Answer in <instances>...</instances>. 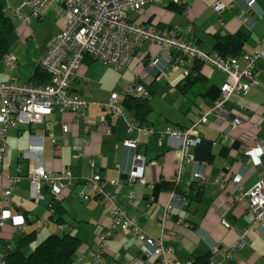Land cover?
I'll return each instance as SVG.
<instances>
[{
    "label": "crops",
    "instance_id": "crops-1",
    "mask_svg": "<svg viewBox=\"0 0 264 264\" xmlns=\"http://www.w3.org/2000/svg\"><path fill=\"white\" fill-rule=\"evenodd\" d=\"M220 1L227 6L221 15L213 11L217 0H187L184 5H148L129 18L150 29H176L184 40L198 45L211 59L217 57L218 37L239 32L249 36L243 56L259 49L264 40V0H256L262 17L249 13L243 0ZM23 2L0 0L5 10L7 6L19 8ZM22 11L29 14L28 8ZM14 21L18 40L0 63V81L7 83L16 78L22 84H32L31 78L40 68L39 60L66 27L67 20L57 5L51 3L43 18L32 20L29 26ZM159 56V45L145 41L123 71L86 57L72 86L73 93L88 104L81 121H76L72 112L55 108L41 125L8 130L9 153L0 169V214L9 211L11 217L0 226V262L22 237L35 232L36 242L25 249H29L25 254L52 234L70 233L82 241L75 264H91L92 253L100 250L99 235L113 223L103 197L88 190V181L95 175L120 182L108 185L106 192L112 193L119 208L135 219L146 235L154 239L165 235L164 245L171 251L167 255L170 263L196 264L208 257L211 260L215 245L221 251L216 260H221L225 251L239 240L249 225L246 219L249 206L246 201L231 202L230 198L247 193L264 180V152L258 156L254 151L259 146L264 148V57L256 66L258 85L247 93H235L224 105L227 116L218 118L215 109L222 98L221 89L224 84L234 82L231 76L206 62H198L197 70L188 61L174 68L160 60L158 67L151 68L150 62ZM243 56L238 64L246 68ZM9 57L17 60L15 68L8 65ZM193 69L202 80L194 79L186 85L183 80ZM135 84L143 85L149 92L147 102L152 111L144 123L145 128L152 130L148 136L138 132L130 135L127 120L107 107L111 96L116 94L119 104L139 125L124 105L128 95L139 96ZM127 89L129 93H125ZM203 116H207L210 125L201 124L198 128L201 142L190 150L195 164H185L181 181L175 184L181 143L162 133L167 129L186 132L196 127ZM234 120L237 125L231 130ZM64 126L68 127L67 132ZM32 137H44L38 151L42 153L46 172L71 175L58 193L43 186L40 202L30 197L31 161L23 155L29 150ZM129 138L139 140L138 150L124 146ZM246 151L253 152L246 156ZM137 153L145 159L147 186L128 182ZM197 172L205 175V183L194 179ZM237 177L241 180L234 184ZM16 178L19 181L12 184L10 180ZM194 185L199 189L192 195L190 189ZM86 191L88 201L83 199ZM7 192L11 204L4 203ZM55 201L65 211L62 224L52 218L51 205ZM169 205L172 210L167 213ZM21 216L31 218L23 228ZM104 256V264H131L141 257V245L131 235L117 234L106 242ZM227 264H264V229L260 225L251 233L248 244Z\"/></svg>",
    "mask_w": 264,
    "mask_h": 264
},
{
    "label": "built area",
    "instance_id": "built-area-1",
    "mask_svg": "<svg viewBox=\"0 0 264 264\" xmlns=\"http://www.w3.org/2000/svg\"><path fill=\"white\" fill-rule=\"evenodd\" d=\"M249 13L258 14L262 17L256 0H243ZM187 0H24L19 8L11 9L7 6L5 12L12 19L20 21L29 26L32 20L43 18L44 11L51 4L55 3L60 14L66 18V27L50 42L47 53L42 57L38 64L39 67L48 74L49 82L45 85L34 86L22 84L18 79L4 83L0 81V169L9 153L7 144V132L11 128L29 125H41L45 122L55 108L61 111H69L74 114L76 121H81L84 112L88 107L87 102L72 91V86L77 79V72L86 57L117 70H125L133 60L135 52L141 48L145 41H150L160 47V56L157 60L150 62V67H158L160 60L166 61L174 68L182 66L185 62H206L222 72L231 76L234 80L232 84L226 83L222 87V98L215 109L218 118L226 117L227 113L224 105L235 93H247L258 85L257 62L264 57V40L260 48L251 54H245L243 59L247 63L246 68L239 66V59L223 60L216 57L211 59L204 55L198 45L187 42L180 36L176 29L158 30L140 26L132 22L129 16L138 13L144 7L153 4L172 3L174 5H184ZM232 6V5H231ZM28 8L29 14H24L23 9ZM227 6L220 0L213 5V11L221 15ZM249 17L245 18L248 21ZM8 65L16 67L17 60L14 57L7 59ZM135 91L143 99L148 100L149 92L143 85L135 84ZM129 93V90H125ZM107 107L128 122L129 134L138 132L143 135H151L152 130L140 127L132 117L126 112L124 107L119 104L118 96L113 94ZM201 124L210 125L207 116H203L200 123L192 129L181 132L179 130L167 129L163 134H168L171 138L180 142L181 161L173 182L180 183L184 171V165L195 164L190 150L196 147L201 139L199 138L198 128ZM237 125L234 120L231 130ZM67 132L68 127H63ZM110 134V132H108ZM44 137H32L29 150L23 155L31 161L29 174L30 197L35 202L43 199L41 189L49 186L53 192L58 193L64 181L70 180L69 172L49 173L43 167L42 156L38 150ZM124 146L138 150L139 140L129 138L125 140ZM254 151L258 156L263 155L264 148L257 147ZM253 151H246V156H250ZM194 179L199 183H205L206 177L201 173H194ZM241 177L234 179L233 183L240 182ZM12 184L17 183L19 178L11 179ZM130 185L139 183L143 186L149 184L145 176V159L137 153L134 158V166L128 175ZM120 182L116 180H105L99 175L93 176L88 181V190L102 196L104 204L108 207L113 218L110 228L99 235L100 250L92 253L91 264H104V249L106 242L114 238L117 234L131 235L133 239L141 245V257L131 264H193V263H170L167 255L171 252L164 245L165 235L154 239L146 235L137 226L136 220L129 218L125 211L115 203L114 196L106 192L108 185L116 186ZM10 193H5L3 199L5 204H11ZM175 197V193L172 195ZM132 194L129 196V199ZM178 198V197H177ZM83 199L88 201L90 196L86 191ZM231 202H247L248 211L246 219L248 227L243 231L239 240L229 247L224 254V258L216 260L221 253L218 246L211 249V260L208 264H227L231 262L237 251L244 248L249 240L251 233L256 226L260 225L264 229V180L258 182L247 193L233 196ZM167 213L172 210V205L167 206ZM11 217L9 211L0 214V226ZM165 216L164 219H166ZM163 219V221H164ZM31 218L20 217L21 228L25 227ZM230 228V225H226ZM0 264H3L0 262Z\"/></svg>",
    "mask_w": 264,
    "mask_h": 264
},
{
    "label": "trees",
    "instance_id": "trees-1",
    "mask_svg": "<svg viewBox=\"0 0 264 264\" xmlns=\"http://www.w3.org/2000/svg\"><path fill=\"white\" fill-rule=\"evenodd\" d=\"M6 8L3 3H0V63L11 51L12 47L18 40L17 26L14 19H12L4 11ZM249 36L245 32H239L235 35H228L218 37L215 44V52L218 58L223 60L239 59L244 54L245 45ZM199 61H194V69L199 68ZM191 70L188 76L183 80L186 85L197 80H202L196 71ZM49 82V76L41 68H38L34 76L31 78V85L41 86ZM133 117L139 122V126H145L144 123L148 121V115L152 111V107L143 99L142 96L128 95L125 98L124 104ZM171 190L176 191V187L170 185ZM198 187L194 185L190 192H198ZM191 195V196H192ZM194 199L197 200L195 196ZM195 200V201H196ZM51 213L58 224L64 222L63 215L64 208L59 201L53 202L51 205ZM36 241L35 232L22 237L15 248L10 250L1 260L3 264H75V255L81 247L82 241L70 233L62 235L52 234L44 241L40 242L29 254H25V249ZM2 246V241H0ZM200 262L196 264H208L210 258L199 259Z\"/></svg>",
    "mask_w": 264,
    "mask_h": 264
},
{
    "label": "rangeland",
    "instance_id": "rangeland-1",
    "mask_svg": "<svg viewBox=\"0 0 264 264\" xmlns=\"http://www.w3.org/2000/svg\"><path fill=\"white\" fill-rule=\"evenodd\" d=\"M99 62H100V61H99ZM100 63H102V62H100ZM110 68H111V67H110ZM112 69H113V68H112ZM112 71H113V70H112ZM35 242H36V241H35ZM25 252H26V253H28V252H29V249H28V250H26Z\"/></svg>",
    "mask_w": 264,
    "mask_h": 264
}]
</instances>
